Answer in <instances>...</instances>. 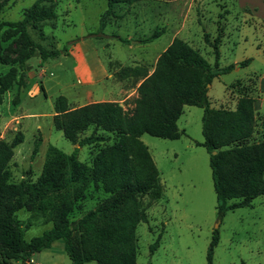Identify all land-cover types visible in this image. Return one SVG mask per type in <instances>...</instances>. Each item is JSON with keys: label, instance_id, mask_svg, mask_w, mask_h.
<instances>
[{"label": "rangeland", "instance_id": "rangeland-1", "mask_svg": "<svg viewBox=\"0 0 264 264\" xmlns=\"http://www.w3.org/2000/svg\"><path fill=\"white\" fill-rule=\"evenodd\" d=\"M36 1L10 0L0 11V22L20 21L28 11L42 19L27 27L30 39L47 52L62 53L43 63L39 57L20 63L23 47L20 36L10 28L0 32V153L3 146L11 150V156L0 167L1 183L24 180L37 183L43 175L49 146L67 155L76 150L78 161L92 166L96 155L111 145L114 137L79 145V140L92 133L108 135L90 126L74 142L69 141L54 126L57 111L83 107L81 101L86 97L93 101L110 95L124 110H133L137 96L122 102L124 95L116 92V84L106 83L104 75H97L99 85L94 86L84 85L82 77L86 79L95 72L93 64L99 57L113 74L110 81H120L130 89L125 80L131 75L132 61L147 59L150 64V59L167 48L175 35L211 65L215 61L214 46L219 49L220 67L250 60L247 66L235 67L215 78L207 96L212 108L232 112L243 99L252 101L247 137L227 148L264 142V22L244 14L236 0H138L130 7L119 4L115 13L124 16L111 18L103 36L98 37L89 35L98 32L106 0H51L35 4ZM157 29L163 32L156 41L139 43ZM81 56L88 64L83 76L76 70ZM155 64L151 65L153 71ZM201 117V108L185 106L177 121L178 129L184 132L179 139L147 134L140 137L158 170L159 194L155 188L138 198L145 208L147 222L140 223L135 230L136 264H206L214 231L218 243L213 249V264H264V195L255 198L251 207L227 211L218 219L209 155L205 148L195 145L203 141ZM108 196L104 185L92 184L69 214L71 225ZM16 217L23 224L25 241L52 227L27 208L19 210ZM27 221L33 225L27 227ZM158 238V247L151 254L149 247ZM6 264L22 263L6 261ZM23 264H71V261L63 241L58 240Z\"/></svg>", "mask_w": 264, "mask_h": 264}, {"label": "trees", "instance_id": "trees-1", "mask_svg": "<svg viewBox=\"0 0 264 264\" xmlns=\"http://www.w3.org/2000/svg\"><path fill=\"white\" fill-rule=\"evenodd\" d=\"M9 1H0V11ZM44 1L51 2L37 0L35 4ZM106 1L107 8L100 16L98 32L89 36H103L111 18L124 16L115 13L116 5L130 7L138 0ZM40 20L27 11L20 21L0 22V32L4 28L13 29L23 42L20 63L32 57H39L43 63L62 53L61 50L47 52L30 39L27 27ZM162 32L163 29H157L139 43H150ZM120 41L129 43L126 39ZM213 54L215 61L211 65L183 40L174 38L158 57L151 75L139 67L129 68L133 76L143 78L137 87L133 110H124L114 102L92 103L70 111L58 110L53 119L54 126L69 141L74 142L79 133L93 126L108 135L92 133L79 140V145L105 142L111 136L114 142L96 155L92 166L81 164L76 150L67 155L49 146L43 175L37 183L26 180L0 182V264H6V261L23 264L58 240L63 241L71 264H136L135 230L140 223L147 222L145 208L138 198L154 192L155 188L159 194V173L140 137L147 134L161 139H179L184 132L178 129L177 121L184 106L202 109L203 141L195 144L205 148L209 155L218 219L227 211L251 207L255 198L264 195V142L227 148L247 137L251 99H243L232 112L212 108L207 96L214 78L235 67L247 66L250 60L220 67L217 46L213 47ZM40 90L44 91L42 86ZM10 156V147L3 146L0 167ZM99 183L104 185L109 196L72 226L68 216L75 204L92 184ZM22 208L34 211L44 223H51V229L25 241L23 224L16 217ZM31 225V221L26 222L27 227ZM158 242L159 238L150 245L151 254ZM217 243L218 235L214 231L206 264H213V249Z\"/></svg>", "mask_w": 264, "mask_h": 264}, {"label": "crops", "instance_id": "crops-1", "mask_svg": "<svg viewBox=\"0 0 264 264\" xmlns=\"http://www.w3.org/2000/svg\"><path fill=\"white\" fill-rule=\"evenodd\" d=\"M236 1H237V4H238V9L243 11V13L246 12L244 14H246L248 17H250L252 19H257L259 21L264 22V0H236ZM176 37H177V35L172 37L171 40H173ZM156 40H154V41H156ZM153 42H150V43H147V44H151ZM170 42L171 41H169V43ZM165 49H166V47L164 49H162L161 53ZM161 53L155 54L150 59V61H151L150 64L147 61V59H140V60H133L131 65H129V66L131 68H137V67H139L141 69L145 68V69H147V75H151V73L153 71V67L151 65L157 61V59L161 55ZM114 62H118V61L114 60ZM77 65H78V67L76 68V70L78 71L80 76H83L84 75V66H88V64L85 62V58L83 56H81L80 60L77 61ZM93 68H95V72L90 73L88 78L85 79V78H83L84 76L82 77L84 85L85 84L90 85V86L99 85L98 83H99L100 79L97 78V75L101 74L102 76L104 75L103 76V80L106 83H109L111 85L112 84H114V85L116 84L115 85L116 92L119 93V94H122V96L124 95L123 97L121 96L123 98L122 102L128 100L131 97L137 96V87L143 81V78L141 76H136L135 77V76H133L131 74L128 78H126V80H125L126 83L125 84H127V87H130V89H126L125 86L122 85L123 84L122 82L115 81V83H112L110 81L111 78L113 77V74L108 72V69L106 68L104 62L99 57L95 58V63L93 64ZM106 77L108 79H106ZM102 97H104V95ZM108 97H110V98H101L100 99V97H97L93 101H90L89 100L90 98L86 97L84 99L85 101H81L82 102L81 104H82V106H85L87 104H92V103H97V102H118L112 95H110ZM182 113H183V110H182ZM197 143H200V142H197Z\"/></svg>", "mask_w": 264, "mask_h": 264}, {"label": "water", "instance_id": "water-1", "mask_svg": "<svg viewBox=\"0 0 264 264\" xmlns=\"http://www.w3.org/2000/svg\"><path fill=\"white\" fill-rule=\"evenodd\" d=\"M213 154H215V152H213Z\"/></svg>", "mask_w": 264, "mask_h": 264}]
</instances>
